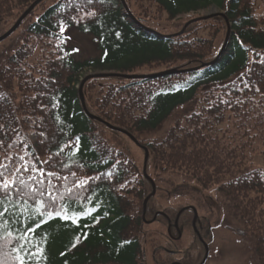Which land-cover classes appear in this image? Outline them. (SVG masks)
<instances>
[{"label":"trees","instance_id":"obj_1","mask_svg":"<svg viewBox=\"0 0 264 264\" xmlns=\"http://www.w3.org/2000/svg\"><path fill=\"white\" fill-rule=\"evenodd\" d=\"M33 1L0 0V23L15 22ZM44 2L20 25L27 24L23 36L29 43L0 65V161L14 173L11 180L23 181L6 199L0 194V264H19L20 244L35 254L24 256L28 264L168 263L167 256L154 254L170 248L167 232L146 230L142 220V202L151 193L142 173L144 151L125 134L89 119L78 95L87 71L168 69L177 72L153 79L100 78L106 82L97 85L99 79H89L82 90L85 107L146 148V173L156 186L146 221L155 217L152 223L166 230V218L173 220L179 210L171 200L192 195L204 206L203 192L214 190L236 220L232 230L252 245L253 264H264V168L250 159L264 153V0H136L137 11L125 0L133 17L155 33L135 24L120 0H55L32 20ZM212 6L229 23L228 40L216 63L195 69L218 54L225 21L215 16L178 33ZM181 17L187 20L168 33L147 24ZM211 21L222 29L215 50L213 39L193 32ZM74 36L90 38L91 57H76ZM145 68L159 70L140 73ZM194 99L191 112L154 137L177 108ZM229 123L231 131L223 128ZM151 170L183 180L165 190ZM51 197L54 207L48 206ZM192 217L186 210L178 223L195 238ZM50 218L60 223L49 229ZM197 219H206L202 227L209 244L213 226L198 213ZM151 239L157 242L147 256Z\"/></svg>","mask_w":264,"mask_h":264},{"label":"rangeland","instance_id":"obj_2","mask_svg":"<svg viewBox=\"0 0 264 264\" xmlns=\"http://www.w3.org/2000/svg\"><path fill=\"white\" fill-rule=\"evenodd\" d=\"M55 0H45L43 5L38 6L33 14L32 20H34L43 9L48 7L51 3ZM131 9L137 11V3L136 0H127ZM145 4L142 3V6ZM258 11L257 13H262L263 9H261V5L257 3ZM219 10L212 6L207 11H200L195 17H199L208 13H216ZM30 19V20H31ZM187 20V17H181L177 21L173 22H148V26L155 28L156 30L162 33H168L174 31L179 25H182ZM209 20V19H208ZM207 21V20H205ZM13 19L9 18L6 22L2 21L0 23V36L8 29V26L13 24ZM203 22V21H201ZM27 24L19 26V28L7 39L0 42V65L6 60L7 57L12 55L11 53L15 50L16 47H24L26 46L30 39L23 36L25 35V29ZM193 31L197 37L199 38H210L213 39L214 43V50L220 43L222 39V29L217 22H207V23H200L194 28ZM22 38V39H21ZM76 39V44L79 47V52L77 53L76 57L79 59H84L88 56H92L94 53V46L90 38L88 37H80L74 36ZM29 47V45H28ZM33 62V59H28V65ZM159 69L149 70L143 69L140 73H145L149 71H155ZM160 72V71H159ZM91 71H87L83 73L82 79L86 76L91 74ZM105 79V78H101ZM106 82L105 80H98L97 84H101ZM197 104V100L194 99L192 102L177 108L173 114L163 123L161 129L154 137H158L164 133V131L172 124V122L182 117L184 114H188L191 112ZM229 127L223 126V128H227L226 130H233L232 124H228ZM109 136V135H108ZM251 162L254 166H259L264 168V153L261 151L254 152L251 154ZM153 172V170H151ZM153 175H157V172H153ZM160 178H154L156 181V185L160 186L162 189L169 190L172 186L181 183L182 178L176 174L171 173H163L160 175ZM159 196H164L163 193H160ZM203 197L205 198V205L204 206H197L196 200L193 199V196H181L176 197L174 200L169 202V205L178 210L184 205H193L197 209V213L201 217H206L210 220V224L212 227L211 230V237L209 241V256L206 264H253V249L252 245L247 241V239L238 236L233 230L232 227L237 225L235 218L233 217L231 211L226 207L224 199L219 194L215 193L214 190L209 192H203ZM59 221L55 219H48L45 225L50 229V227L58 223ZM60 223V222H59ZM145 229L149 231H166L162 228L159 224L151 223L145 225ZM191 237V236H190ZM156 239H151L150 244L147 246V256L150 255L152 248L156 244ZM180 244V243H179ZM151 246V248H150ZM152 264V263H150Z\"/></svg>","mask_w":264,"mask_h":264},{"label":"water","instance_id":"obj_3","mask_svg":"<svg viewBox=\"0 0 264 264\" xmlns=\"http://www.w3.org/2000/svg\"><path fill=\"white\" fill-rule=\"evenodd\" d=\"M42 0H34L28 7L27 9L18 17V19L14 22V24L5 32L3 33L1 36H0V42L4 41L5 39H7L10 35H12L17 29L18 27L21 25V23L23 22V20L33 11V9L41 2ZM120 3L122 5V8L125 12V14L135 23L137 24L138 26L142 27L143 29H145L146 31H150V32H154L153 30L151 29H148L144 26L141 25V23L139 21H137L133 15L131 14V12L129 11L126 3L124 0H120ZM215 16H219V17H223L224 21H225V24H226V34H225V38H224V42L218 52V54L216 55V57L208 62V63H203L201 64L198 68H195V69H199V68H204L206 66H210V65H213L214 63H216L218 61V59L220 58V56L223 54L224 52V49L226 47V43H227V40H228V36H229V31H230V26H229V23L227 21V19L225 18V16L221 13V12H216V13H208V14H205V15H202V16H199V17H195L189 21H187L181 31L178 33V34H182L184 32V30L191 24L193 23H196V22H200V21H205V20H208L210 18H213ZM155 33V32H154ZM173 36V35H172ZM195 69H192V70H195ZM177 70L175 69H168V70H163V71H160V72H157V73H152V74H126V73H116V72H95V73H91L89 75H86L83 79H81L80 81V84H79V87H78V95H79V99H80V103H81V106H82V109L85 113V115L89 118V119H92V120H95V121H98L100 122L101 124H103L104 126H106L108 129L112 130V131H116V132H119V133H122V134H125L127 137H129L137 146H139L143 151H144V159H143V168H142V173H143V176L144 178L150 183L151 185V193L143 200L142 202V220L145 222V223H151L154 221L155 217L150 220V221H146L145 220V209H146V204L148 202V200L155 194V191H156V186H155V183L154 181L152 180L151 177H149L146 173V165H147V159H148V152L146 150L145 147L143 146H140L139 143L134 139L133 136H131L127 131L121 129V128H118V127H115L109 123H107L106 121L100 119L99 117H96L92 114H90L86 107H85V102H84V97H83V85L84 83L89 80V79H100V78H114V77H118V78H122V79H127V80H133V79H153V78H159V77H163V76H167V75H170V74H174L176 73ZM187 209H191L193 211V214H194V218H193V228H194V221L197 217V212H196V209L194 207H191V206H188V207H185V208H182L181 210L178 211L177 215H176V219H175V227H176V224H177V218L179 217V215L187 210ZM195 229V228H194ZM170 231V223L168 224V228H167V232L169 233ZM204 250H205V253H204V257H203V260H202V263L203 264L207 257H208V248H207V245L204 244Z\"/></svg>","mask_w":264,"mask_h":264},{"label":"flooded vegetation","instance_id":"obj_4","mask_svg":"<svg viewBox=\"0 0 264 264\" xmlns=\"http://www.w3.org/2000/svg\"><path fill=\"white\" fill-rule=\"evenodd\" d=\"M188 206L194 207L193 205H187L185 207H188ZM185 207H181V208H179V210H181L182 208H185ZM187 210H190L193 214V211L191 209H187ZM178 211H177V213H178ZM185 211H183V212H185ZM177 213H176V215H177ZM182 213L179 215V217L182 215ZM179 217L177 218L176 227L174 225L176 216L174 217L173 220L166 218L167 219V225L170 223V231H169V233L167 232V228H168V226H167L166 232H167L168 238L171 242V245H170V248L161 247L160 248L161 250H157V252H154V254H156L155 257L167 256L168 257V259H167L168 263L167 264H201L203 257H204V253H205L204 244L207 245L208 256H209V244L207 243V241L205 239L206 235L203 233V227H202V221L206 222V219L202 220V219H197V217H196V219L194 221V228H195L194 229L193 225H192L193 224V218H194V214H193L192 222H191L192 231H193L194 236H195V238H193V237H190V235L188 234V231L181 229V227L179 226V223H178ZM207 260H208V257L203 264H206ZM154 263L156 264L157 261L154 260Z\"/></svg>","mask_w":264,"mask_h":264},{"label":"snow or ice","instance_id":"obj_5","mask_svg":"<svg viewBox=\"0 0 264 264\" xmlns=\"http://www.w3.org/2000/svg\"><path fill=\"white\" fill-rule=\"evenodd\" d=\"M5 159H8L5 157ZM20 160H23L24 157L21 156L19 158ZM29 169L27 167L24 168V171H28ZM17 173L20 171L19 168L15 170ZM38 171L41 172L42 175H54V173H44L43 169H38ZM14 175V173L8 168V166L3 162L0 161V194H2L3 198H7L9 195L12 194V191L18 187V184H23L22 180H11V177ZM7 177V178H5ZM35 180V177L32 178ZM11 181V182H10ZM24 187H27V185H24ZM19 194V192L17 193ZM40 195L43 196L44 192L41 190ZM56 205V199L54 197H51V201L49 203V207H54ZM6 211V210H5ZM0 215H3V213H0ZM24 245L20 244L15 250L17 252V260L19 261V264H28V262L24 259V256L26 255H35L33 253H27L23 251Z\"/></svg>","mask_w":264,"mask_h":264}]
</instances>
